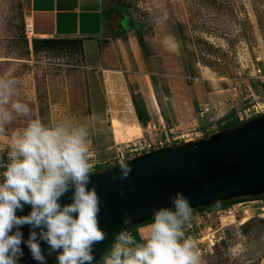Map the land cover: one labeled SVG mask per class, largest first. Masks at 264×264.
<instances>
[{"label":"rangeland","instance_id":"obj_1","mask_svg":"<svg viewBox=\"0 0 264 264\" xmlns=\"http://www.w3.org/2000/svg\"><path fill=\"white\" fill-rule=\"evenodd\" d=\"M28 1L0 0V81L12 82L6 107L20 101L30 109L0 124V164L30 119L83 131L93 171L117 147L147 137L135 102L148 121L166 124L171 144L220 132L233 112L241 121L264 113L251 107L264 104V0H104L103 63L90 94L75 44L33 43ZM103 136L119 141L109 155L97 146ZM244 206L208 221L200 243L192 236L198 264H264V217Z\"/></svg>","mask_w":264,"mask_h":264},{"label":"clouds","instance_id":"obj_2","mask_svg":"<svg viewBox=\"0 0 264 264\" xmlns=\"http://www.w3.org/2000/svg\"><path fill=\"white\" fill-rule=\"evenodd\" d=\"M0 81V124L13 113L27 115L20 101L9 105L10 84ZM121 178L131 171L127 161L117 163ZM0 264H19L27 247L37 264H46L41 242L56 264H93V246L105 239L98 226L100 199L89 187L92 173L84 133L49 128L30 119L9 141L8 162L0 164ZM71 193L70 202L61 197ZM170 207L153 211L151 222L136 236L125 225L116 233L104 264H198L195 243L185 237L191 206L180 192L170 197ZM27 205L29 211L23 212ZM29 228L25 238L23 226Z\"/></svg>","mask_w":264,"mask_h":264},{"label":"water","instance_id":"obj_3","mask_svg":"<svg viewBox=\"0 0 264 264\" xmlns=\"http://www.w3.org/2000/svg\"><path fill=\"white\" fill-rule=\"evenodd\" d=\"M131 171L121 178L117 164L93 170L89 187H94L100 199L98 226L105 239L93 246V264L108 250L116 233L150 221L153 211L170 207L176 192L189 201L191 210L213 206L234 198L264 194V113L241 124L224 128L203 139L165 145L150 152L126 159ZM119 163V162H118ZM71 193L61 197L70 202ZM25 205L23 212L27 214ZM29 228L23 226L26 238ZM19 264H37L27 247ZM46 264H56L55 253L49 254L41 242Z\"/></svg>","mask_w":264,"mask_h":264},{"label":"crops","instance_id":"obj_4","mask_svg":"<svg viewBox=\"0 0 264 264\" xmlns=\"http://www.w3.org/2000/svg\"><path fill=\"white\" fill-rule=\"evenodd\" d=\"M28 2L30 20L28 28H31L30 33L34 37L46 36L80 40L81 58L87 69L86 81L88 94H90L93 83H99L97 74L103 63L100 39L108 20L104 0H29ZM101 92L104 93V90L101 89ZM145 116L149 118L147 112H145ZM98 122L100 123L102 120L100 119ZM114 139L113 136H103L97 145L100 151L109 155L107 150L115 145L112 143L115 142ZM107 159L98 165H102ZM239 202H241L240 205H245L248 212L264 217V196H257L254 199L247 197ZM243 211L237 210L236 213H243ZM150 222L139 224L130 231L136 236L137 231L144 229V226Z\"/></svg>","mask_w":264,"mask_h":264},{"label":"built area","instance_id":"obj_5","mask_svg":"<svg viewBox=\"0 0 264 264\" xmlns=\"http://www.w3.org/2000/svg\"><path fill=\"white\" fill-rule=\"evenodd\" d=\"M251 107L254 109L255 113H258L262 111V109L264 108V104L263 105L256 104V105H252ZM248 111L249 109L242 110L243 114H245L244 115L245 118L251 117V114H247ZM203 112L206 111H202L200 114L203 115ZM238 119L240 121L243 119V117H241L240 115V112H238ZM145 127H146L147 137H141L132 142L117 147L114 158L109 159L105 163V167H111L120 161L150 152L154 149L163 147L165 145H173L171 143L174 142L175 139L169 137L170 135L168 134V132L170 131V129L166 127V124L164 122L147 121ZM187 141L188 140L185 139H179L180 143ZM240 204L241 202L237 201L233 204L226 206L225 208H222L220 206H211L210 207L212 209L211 211H207L208 207L202 210H198V209L191 210V218L186 223L183 229L185 237L192 238L193 236L195 240L197 239L196 242L200 243V241L205 240L203 239L202 229L205 228L204 225L208 221L215 219V217H217L221 213H223V215L227 217H234L237 211V206H240ZM206 241L208 242V247H210L212 244L211 240L208 238L206 239ZM200 249H202V253H205L207 251L205 248H200Z\"/></svg>","mask_w":264,"mask_h":264},{"label":"trees","instance_id":"obj_6","mask_svg":"<svg viewBox=\"0 0 264 264\" xmlns=\"http://www.w3.org/2000/svg\"><path fill=\"white\" fill-rule=\"evenodd\" d=\"M51 42H71V43L75 44L76 47L78 48V50L81 52V44H80V40H78V39H61V40L58 39L57 40V39H54V38H35L33 40V43L35 45H37L38 43H51ZM135 107H136V112H137V118H138V120L140 121L141 124H145L147 122V120H148V118L145 116V112L146 111L143 109L144 114L142 116V114L139 111V107H138V103L137 102H135ZM234 114L235 113L233 112V116L232 115L229 116V117L232 116L233 118L224 125V128L233 127V126H236V125L241 124L243 122V121H240ZM99 168H102V165H97L96 166V169H99ZM260 196H264V194L263 195H260ZM256 197L257 196H255V197H248V198H253L254 199ZM242 199L243 198H234L231 201L237 202V201H240ZM231 201H224V202L218 203V204H216L214 206L225 205V204L231 203ZM207 207H211V206L198 207V208L192 209V210H197V209L198 210H201V209H204V208H207ZM105 255H106V253L98 261H96L94 264H103V259H104V256Z\"/></svg>","mask_w":264,"mask_h":264},{"label":"bare ground","instance_id":"obj_7","mask_svg":"<svg viewBox=\"0 0 264 264\" xmlns=\"http://www.w3.org/2000/svg\"><path fill=\"white\" fill-rule=\"evenodd\" d=\"M40 37L45 38L46 36H40ZM115 142L118 143L119 141L116 140ZM246 215H247V214H246ZM246 215H245V216H246ZM244 218H246V217H243V219H244Z\"/></svg>","mask_w":264,"mask_h":264}]
</instances>
